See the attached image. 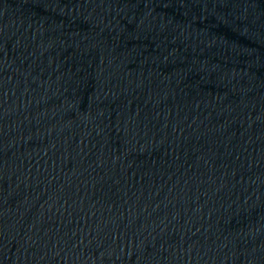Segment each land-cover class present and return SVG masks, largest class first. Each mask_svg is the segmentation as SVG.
Instances as JSON below:
<instances>
[{
	"label": "water",
	"instance_id": "1",
	"mask_svg": "<svg viewBox=\"0 0 264 264\" xmlns=\"http://www.w3.org/2000/svg\"><path fill=\"white\" fill-rule=\"evenodd\" d=\"M0 264H264V0H0Z\"/></svg>",
	"mask_w": 264,
	"mask_h": 264
}]
</instances>
